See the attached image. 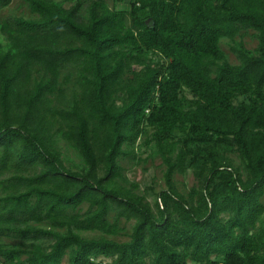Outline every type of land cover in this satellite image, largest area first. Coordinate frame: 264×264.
I'll list each match as a JSON object with an SVG mask.
<instances>
[{
    "label": "trees",
    "instance_id": "obj_1",
    "mask_svg": "<svg viewBox=\"0 0 264 264\" xmlns=\"http://www.w3.org/2000/svg\"><path fill=\"white\" fill-rule=\"evenodd\" d=\"M25 1L0 19V264H264V0ZM249 29L230 62L220 39ZM143 144L165 166L153 203L120 163ZM121 218L126 240L80 233Z\"/></svg>",
    "mask_w": 264,
    "mask_h": 264
},
{
    "label": "rangeland",
    "instance_id": "obj_2",
    "mask_svg": "<svg viewBox=\"0 0 264 264\" xmlns=\"http://www.w3.org/2000/svg\"><path fill=\"white\" fill-rule=\"evenodd\" d=\"M63 1L64 6H69L74 3L75 0H57ZM85 0H83L84 3ZM87 1V0H86ZM109 7H115L116 9L127 8L129 5V0H105ZM9 15H18L23 17H31L33 14L31 13L27 3L25 0H11V2L4 7H0V19L5 18ZM242 43L247 49L253 50L257 45V39L255 37V33L253 30H242L240 31L234 39H229L227 37H222L220 39V46L225 52L228 60L232 63L237 62V53L233 50L232 47L236 45V43ZM187 97H191V94L186 92ZM143 137L140 139L142 141ZM58 148L60 150V155L67 167L72 169H80L83 167V163L80 160L77 153L70 148L65 142L62 140L58 141ZM223 151V150H222ZM226 154L230 161L234 166H237L241 169L240 161L238 155L235 151H223ZM121 165L124 167L123 175L125 176L128 183L133 182L137 184L136 191L140 194H143L145 198L153 203L154 190H159L164 188V170L165 166L162 162L161 156L156 151L154 145H146L143 144L139 149V154L137 158H133L128 155L120 160ZM10 173H4L1 176L7 177ZM173 180L175 182L176 187L183 192L187 193L189 188L197 183L196 178L194 177L190 168H187L185 172H175L173 175ZM4 190L0 189V195L4 194ZM262 201L264 202V195L262 196ZM109 219L112 220V214H110ZM133 220H125L121 218L118 221V227L122 230L117 234H104L100 231H80V233L84 236L89 237H98L105 236L108 238H114L117 240H126L128 238V234L131 231ZM36 225L48 226L47 222H43ZM1 242L11 243L13 242L11 238H7L5 236H0ZM96 260H101L103 263H107L110 259L107 257L99 256ZM63 264H68L67 256L63 258Z\"/></svg>",
    "mask_w": 264,
    "mask_h": 264
}]
</instances>
